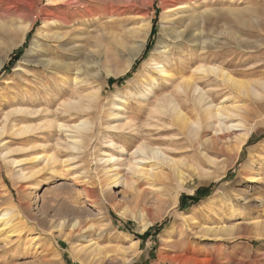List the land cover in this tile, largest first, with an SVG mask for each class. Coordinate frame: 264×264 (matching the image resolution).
Segmentation results:
<instances>
[{"label":"rangeland","instance_id":"374dc122","mask_svg":"<svg viewBox=\"0 0 264 264\" xmlns=\"http://www.w3.org/2000/svg\"><path fill=\"white\" fill-rule=\"evenodd\" d=\"M112 2L119 11L100 20L89 16L96 23L91 28L94 31L78 42L85 49L71 60L83 61L89 53L90 60L107 63L114 70L120 68L124 64L122 57L141 38L136 27L151 22L146 46L153 24L156 33L149 50L144 47L126 74L114 76L102 69L93 83L101 95L98 104L88 109V115L72 111L73 115L57 119L53 112L60 113L63 102L70 100L69 94L56 95L65 83L49 87L45 82L26 84L21 79L23 73L16 71V65L31 49L35 34L44 26L42 18L32 21L34 15L56 3L0 0V60H4L0 70V213L15 205L19 218L9 216L14 221L10 225L18 221L21 229L9 238L4 237L5 232L0 237V264H186V256L200 258L197 264H264V0L202 3L214 11L207 21L198 24L197 31H203L208 41L217 37L216 47L220 48L211 46L206 53L225 54L232 60L226 69L245 83L246 93L238 94L234 88L214 80L220 84L211 88L220 90L216 103L227 97V105L234 110L219 119L222 125L215 118L210 123L199 121L193 113L191 118L197 123L192 132L183 133L177 126L166 125L161 126V134L157 132L161 127L152 125L156 123L150 118L151 109L159 97L174 90L182 77L195 73L202 62H193L187 71L173 70L174 78L165 82L148 59L162 27L170 25L163 17L173 9L175 0ZM230 10L243 11L244 18L236 19ZM30 21L24 34L18 26ZM14 43L17 46L10 50ZM188 43L182 44L185 52L179 57L184 56L176 57L171 65L197 56L198 48ZM18 51L21 53L13 61ZM209 63L218 65L219 61ZM30 69L31 73L37 72L34 66ZM62 75L45 74L52 82ZM65 75L68 82L73 74ZM149 87L153 93L148 95ZM22 92L53 98L38 106L43 111L50 110L47 116L25 121L38 127L28 134H18L4 115L15 108L28 107L18 102L3 107L4 102ZM118 92L125 96V108H121V115L109 117L113 101H119L115 99ZM88 116L93 132L77 148L70 147L66 133L57 131L58 120L74 124ZM239 121L243 128L230 127ZM246 131L251 132L250 137L236 152L234 135ZM175 138L180 139L179 143L170 144ZM144 141L156 142L167 156L178 160V169L174 171L171 163L164 164L146 176L113 188L111 195L107 186L109 168L101 159L107 153L113 154L119 158L115 166L121 173H128L140 158L135 151ZM121 145L125 150L120 149ZM144 166L151 168L148 163ZM183 195L198 196L197 201L184 200L182 208ZM106 218L108 225L99 227L98 221ZM147 231L149 235L142 238ZM99 248L102 252L97 255Z\"/></svg>","mask_w":264,"mask_h":264},{"label":"bare ground","instance_id":"6f19581e","mask_svg":"<svg viewBox=\"0 0 264 264\" xmlns=\"http://www.w3.org/2000/svg\"><path fill=\"white\" fill-rule=\"evenodd\" d=\"M17 1L21 2L22 0H17ZM49 1L55 2L56 4L49 6V8L43 10L40 9L41 10L40 14L34 15V19L32 21L36 20L37 18H42L44 20V26H42L40 30L35 34L32 40L31 49L16 65V71L23 73L21 79L25 81L26 84L28 82L31 83L34 81H35L34 83H38V84L39 83L42 84V82H45V87H49L47 85L56 84L57 86H62L61 84L65 83V85L63 84L64 87H61V91H58L56 95H59L60 93L62 94V92L64 93L63 95H65V93L69 94L70 100L63 102L61 106L62 110L60 113L53 112L55 118L62 119V117H66V115L71 116L74 114L72 113V111H76L77 114L83 113V116H85L88 115L87 114L88 109H90L94 103H97V100L100 98L101 95L93 87L94 78H97L98 76H100V74H102L103 68L107 69L108 74L114 76H119L128 73V71H130L131 67L133 66L134 62L140 56L144 47H147L146 41H147V37L150 34L149 27L151 25V22H148V24L146 25L143 24L138 28L136 27V30H138L139 33H142L141 38L136 41L135 45L131 48L129 54L122 57L124 60V64L122 67L116 68L114 70L107 63L104 62L101 63L95 59L90 60L91 57L89 53L86 55L85 54L86 52H84L86 56H84L83 61L74 62L71 60L72 56L78 55L80 54V52L82 53L84 51L83 49H85L84 45L78 42L82 40L86 36V34L88 33L90 34L94 31L91 28L94 27L96 23L95 22L92 23V21L94 19L100 20L107 16L112 17L119 10L116 8V5L114 4V2H112V0H49ZM129 1L130 3L137 4L138 0H129ZM203 2H206V0H178V1L175 0L174 4H172L174 5L173 9L170 11V13L167 14L165 13L163 17L164 21L168 20L170 25L162 27L161 34L159 36L158 41L156 42L151 58L149 57L148 59L149 64H152L153 69L157 71V75H159V78H162L165 82L171 81L173 77L172 74L173 70L179 72L183 70L187 71L190 70V68H192L191 64L193 62L195 61L202 62L195 69V73H192L186 77H182L175 85L174 90L163 94L161 97H159V99H157L156 104H154L153 106L154 108L151 109L153 111L150 114L151 115L150 118H153L154 120L153 122L156 123L152 125H155L159 128L161 126L165 127L166 125H171V126H177L178 129L183 133H186L187 131L192 132L195 128V124L197 123L191 118V115L193 113H196L197 117H199L198 118L199 121L205 123H210L213 120V118L217 119V121L219 122V119L221 120L224 115L226 116L231 114V112L233 113L234 110L227 105V100H228L227 97L224 98L222 101L216 103L217 94L218 91L220 90L217 91V89L214 90L211 88H214L215 86H217L218 88L220 84H216L214 80L220 81L222 84H224L227 87L230 86V88H234L236 92H238V94L246 93V90L243 87L245 83L243 84L239 79H236L233 76V74L226 69L228 65H231L232 60H228L225 54L215 55L212 53L210 55L206 53L207 48L211 46L216 47V43H219L218 42L219 39L217 37H214L208 41L203 38L204 37L203 31L201 30L197 31L199 26L198 24L200 22H203L204 20L207 21L208 18H210L211 13H213L214 11L212 8L208 6V4L202 5ZM35 5L36 2L32 4V8ZM230 12L236 19L244 18L243 11L241 10L239 11L230 10ZM89 16H93L94 19L93 20L88 19ZM32 21L24 25L18 26V28L22 29V31L25 34L27 33V30L31 26ZM185 42H189L191 45H194L198 48V53H196L197 56L194 58L193 57L187 58L186 62L183 61L184 63H181L179 61V63L177 62L176 64L171 65V62L174 61L176 57H179L181 54H183V52H185V48L182 45ZM16 46L17 43L12 44L10 50ZM218 46L220 45L218 44ZM216 49H220V48L216 47ZM183 56L184 55H182V57ZM208 61L209 62L219 61V64L218 65L210 64ZM3 66H4V60H0V70L2 69ZM32 66H34L35 68L34 70H37V72L31 73L30 67ZM70 72H72L73 75L68 82H65L64 76H66L65 74H68ZM48 73L63 74V75L58 79L55 78L52 82V80H49L48 77L45 76V74ZM154 81L155 83L157 82L155 77H153L152 82ZM173 82H175V79ZM213 83H215L216 85H213ZM207 86L210 87V89H206L205 87ZM151 88L152 87H149L146 90L148 95L150 93H153V89ZM87 90L88 92H85ZM215 91L217 93H214ZM254 91L255 90H253V92ZM49 96L51 98H46V97L43 98L39 94L33 96V95H28L26 92H22L21 94L15 96L14 99H10L4 102L3 107L12 106L16 102L28 105V107L21 106L19 108H15L11 111L4 113L5 117L10 119L12 127L18 134H24V133L28 134L30 132L32 133L35 132L36 129H38L37 126L36 127L31 126V124L25 121H32V119H39L40 117L48 115L47 113L50 111L49 109L43 111L40 108H38V106L43 100H44L43 102L45 101L52 102L53 98L51 95ZM117 98L119 101H113V107L110 110L109 117L110 116L116 117L122 114L121 108L124 105L125 96L121 95V93L118 92L116 94L115 99ZM97 106L98 105H96V108ZM220 124L222 125V123ZM135 127H139V126H135ZM230 127L235 130H240V128H243V125L242 122L239 121L237 123H232ZM120 128H124V126L123 127L120 126ZM161 129L163 128L161 127ZM161 129L157 130L159 134H161L164 131V129L163 130ZM57 131H59L60 133H66L69 140L68 142H70L71 145L67 141L66 143H68L70 147L73 146V148H77V145H79L81 140L86 136L88 137L93 132V125H92V121L89 119V116L88 118L87 117L81 118L79 122L74 124H69L63 122L62 120L61 121L58 120ZM250 134H251L250 131H246L245 133H239V134L235 133L234 149L236 152L243 149L244 145L247 143L248 138L250 137ZM147 137H149V134H147ZM137 139L134 140L138 141L139 139L138 140ZM179 141L180 139L175 138L170 140L169 143L178 144ZM156 142L164 143L162 140L161 141L156 140ZM156 142L144 141L140 144L139 148L136 149L135 151L136 154L140 155L139 156L140 158L139 159L136 158L134 162L135 165L132 168V170L128 171V173L125 174L121 173L118 166H115L116 165L115 163L118 162L119 158L111 153L105 154L106 157H103L101 161L104 160L103 163H106L107 167L109 168L107 170L108 171L107 186L111 189V195L113 188H117L121 184L123 185L128 184L129 182L134 181V178L136 177L146 176L148 175V173L154 172V169H157L164 164L171 163V168L174 171L178 169L179 161L167 156L163 152V149L160 148V146H156L155 144ZM113 144L114 143H112V145ZM120 149L125 150L124 145H121ZM146 163L150 164L151 168L149 170L146 169V166H144ZM40 188L41 186L39 187V189ZM18 213L19 211L15 205H12L11 207L5 209L4 212L0 213V237H2L4 232L6 234L5 236L3 235L5 238H9L10 236H12L11 234H15V233L19 234L18 232L21 229L20 227H18L17 224L18 221L15 222L16 224L14 226L10 225L11 222H14L13 219L18 220L19 218ZM9 216H12L14 218L12 219V217ZM22 217L23 216H21V218ZM108 222L109 219L107 220L101 219L98 221V226L100 227L103 226L104 224L108 225ZM219 227L217 226V229ZM206 233L209 232L206 231ZM99 250L100 248L96 252L97 255L102 252V250L100 251ZM178 254L180 255V253ZM102 259L104 258H101V260ZM199 259L186 256L185 263L197 264L199 262Z\"/></svg>","mask_w":264,"mask_h":264},{"label":"trees","instance_id":"16d2710c","mask_svg":"<svg viewBox=\"0 0 264 264\" xmlns=\"http://www.w3.org/2000/svg\"><path fill=\"white\" fill-rule=\"evenodd\" d=\"M156 22V21H155ZM154 22V23H155ZM32 31L33 30H31L30 32H29V35H31V33H32ZM155 33H156V25L155 24H153V28H152V31H151V35H150V40H149V42H148V44H147V49H146V51H148L149 50V47H150V45H151V40H152V38H153V36L155 35ZM19 53H21V51H18L15 55H14V59H13V61H15V59H16V57L18 56L19 57ZM11 62H12V60H11ZM200 192V190H198L197 191V194ZM197 197L198 196H186V195H183L182 197H181V207L183 208L184 207V205H185V203H184V200H191V201H193V202H196L197 200ZM149 231H147L145 234H143L141 237L142 238H145V237H147L148 235H149Z\"/></svg>","mask_w":264,"mask_h":264}]
</instances>
